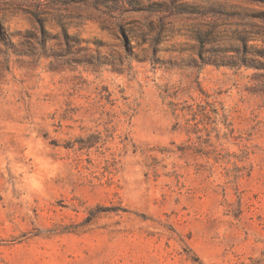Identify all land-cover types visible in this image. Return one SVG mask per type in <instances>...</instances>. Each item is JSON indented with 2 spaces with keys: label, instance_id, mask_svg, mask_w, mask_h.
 Returning a JSON list of instances; mask_svg holds the SVG:
<instances>
[{
  "label": "rangeland",
  "instance_id": "374dc122",
  "mask_svg": "<svg viewBox=\"0 0 264 264\" xmlns=\"http://www.w3.org/2000/svg\"><path fill=\"white\" fill-rule=\"evenodd\" d=\"M0 25V264H264L263 4L0 0Z\"/></svg>",
  "mask_w": 264,
  "mask_h": 264
},
{
  "label": "trees",
  "instance_id": "16d2710c",
  "mask_svg": "<svg viewBox=\"0 0 264 264\" xmlns=\"http://www.w3.org/2000/svg\"><path fill=\"white\" fill-rule=\"evenodd\" d=\"M246 1H248L249 3H251V4H256V5H259V4H263L264 5V0H246ZM211 10L213 11V13H214V15L216 16L217 15V13H218V10L219 11H221V7L220 6H214V7H212L211 8ZM222 12V11H221ZM253 17H255V16H253ZM215 22H214V31H216V29L218 28V19L217 20H214ZM40 26H42V25H40ZM42 29V33L44 34L45 33V30H44V27H41ZM0 33H1V35H4V33H3V28H2V26L0 25ZM217 36H218V33L217 32H215V40L217 39ZM4 37V36H3ZM214 38V37H213ZM199 41H200V43H202V42H204V41H201V40H203L202 38H199L198 39ZM250 40L248 39V37H244V39H243V43L244 44H246V43H248ZM6 42V41H5ZM6 44V43H5Z\"/></svg>",
  "mask_w": 264,
  "mask_h": 264
}]
</instances>
